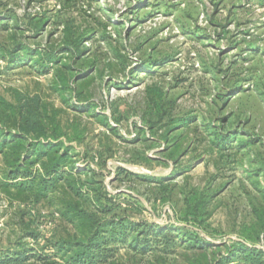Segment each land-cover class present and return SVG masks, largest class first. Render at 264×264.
<instances>
[{
	"label": "rangeland",
	"instance_id": "1",
	"mask_svg": "<svg viewBox=\"0 0 264 264\" xmlns=\"http://www.w3.org/2000/svg\"><path fill=\"white\" fill-rule=\"evenodd\" d=\"M31 17L39 19L35 35L26 28ZM66 23L83 32L81 59L93 63L85 77L82 61L63 85L55 77L60 65L42 69L24 51L15 59L2 55L14 32L32 34L26 38L33 46H58ZM69 59L61 53L63 63ZM143 64L151 67L137 69ZM151 85L174 101L168 138L163 127L152 135L142 118ZM0 94L12 102L37 95L49 112L57 110L65 131L80 132V139L64 140L76 178L94 189L71 199L97 219L187 226L214 243L242 240V226L255 220L264 190V0H0ZM216 130L231 138L220 148ZM172 146L175 158L167 156ZM3 167L0 153V180ZM205 186L217 194L198 224L184 216L183 196ZM69 198L53 192L23 202L0 190V257L22 248L54 253L50 241L77 232L59 210ZM110 236L104 232L119 261L157 263L155 250L143 253ZM192 251L181 241L176 254L162 256L190 264Z\"/></svg>",
	"mask_w": 264,
	"mask_h": 264
},
{
	"label": "trees",
	"instance_id": "2",
	"mask_svg": "<svg viewBox=\"0 0 264 264\" xmlns=\"http://www.w3.org/2000/svg\"><path fill=\"white\" fill-rule=\"evenodd\" d=\"M15 18L16 27H20V18L16 16ZM38 24L39 19L34 20L31 17L26 28L35 35L40 29ZM7 25L4 24V27ZM62 34L58 46L54 43L33 46L26 38L32 34L18 36L14 32L12 46H7L2 55L15 59L20 51H24V59L35 62L42 69H46L49 64L60 65L55 77L60 83L67 85L69 77L75 76L72 74L74 63L78 61L85 63L82 67L84 73L80 78L87 75L93 63L88 58L81 59L84 50L80 35H83V32L66 23ZM61 53L70 55L68 62L61 61ZM141 67L149 69L151 66L143 64L137 69ZM75 93L80 98L81 90ZM173 105L174 101L165 100L162 87L155 85L146 87L142 118L152 135L157 134L163 127L161 136L168 138V133L174 128L172 123H175ZM85 107L91 109L92 106L86 102ZM56 113V109L49 112L48 107L40 102L37 95L29 98L18 96L16 102H12L0 94V153L4 164L0 190L5 192L10 200L23 202L27 200L39 202L53 192L62 193L64 196L69 194L70 198L63 200L64 208L59 210L61 216L76 222L77 232L73 236L50 241L55 249L52 254L44 248L41 250L22 248L12 255L0 257V264H25L31 258L34 262L30 264H125L116 259L115 254L111 252L112 249L106 246L105 231L110 232V237L129 241V244L140 252L155 250L158 256L157 263L154 264H178L174 260L165 259L162 255L176 254L181 241L186 248L193 250L192 255L186 256L190 264H264V247L256 245L257 242L264 245V190L262 202L259 206L253 207L254 222L242 226L240 231L242 240H233L231 243L224 241L214 243L187 226L162 227L124 218L101 220L97 219L95 213L81 208L78 200L71 199V196L82 197L94 188L88 186L91 181L80 182L76 178L79 171H75L73 166L72 146L66 144L64 140V136L67 139H80L81 134L79 131H73L75 134L72 136L65 131L57 120ZM181 120L183 119L178 118L177 121ZM229 140L230 135L219 130L214 132V146L220 148ZM167 151L168 157L175 158L173 146ZM261 167L264 169V159ZM208 188L209 186L202 190L191 188L184 192V216L198 224H201L203 217L208 214L206 207L209 200L217 194V190L209 191ZM178 231H181L184 237L178 239ZM30 234L37 236L34 232Z\"/></svg>",
	"mask_w": 264,
	"mask_h": 264
}]
</instances>
